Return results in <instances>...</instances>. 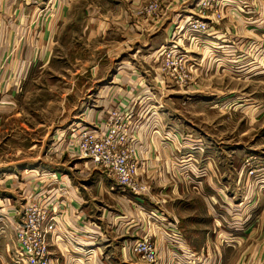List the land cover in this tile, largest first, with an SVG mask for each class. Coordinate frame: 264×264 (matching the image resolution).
Segmentation results:
<instances>
[{
  "label": "rangeland",
  "instance_id": "obj_1",
  "mask_svg": "<svg viewBox=\"0 0 264 264\" xmlns=\"http://www.w3.org/2000/svg\"><path fill=\"white\" fill-rule=\"evenodd\" d=\"M44 1L39 17L30 16L22 24L30 33L17 38L18 50L0 54V182L4 183L9 174L21 179L28 177L30 183L31 177L45 182L40 179L41 174L59 167L69 171L83 160L72 172L90 182L104 177L105 186L113 185L112 177L72 152L71 129L94 126L107 118L113 107L132 108L131 135L138 154L141 127L137 122L143 100L147 96L155 99L161 96L178 114L174 122L194 138H203L206 155L216 161L217 171L226 182L231 179L232 184L215 203L221 220L231 214L229 211L235 204L244 206L249 199L244 191L240 194L242 184L234 185L235 175H243V188L246 177L251 176L257 181L256 187L264 190V17L257 21L260 10L264 14V0H76L61 9L63 14L53 8V0ZM249 9L252 13L247 14ZM246 17L252 18L247 34L228 32L230 22L232 28H245L241 19ZM197 21L205 22L207 29H190ZM218 37L226 38L225 43L235 40L237 59H233L230 67L211 59L210 47ZM15 40L8 39L6 43L11 47ZM172 46L183 50L187 59L182 55L172 59L168 51L162 53ZM20 60L27 65L18 67ZM124 64L138 67L143 75L144 71L151 74L150 80L141 77L137 83L128 85L123 75L128 78L130 68L117 73ZM94 108H106V116L96 118L92 115ZM165 160L162 158L157 173L168 167ZM169 166L173 172L174 167ZM137 177L143 180L145 190L137 193L122 186L121 190L134 193L148 205L161 207L164 211L157 214L159 219H168L164 220L166 223L175 220L180 226V216L195 207L200 212L199 220L204 222L203 229L210 228V202L200 195L182 197L179 191H188L185 181L181 180L182 184L176 178L174 183L156 182L154 166L146 174L139 172ZM12 184L8 186L13 187ZM94 185L89 193L92 205L96 203L95 209H102L104 204L126 211L118 196L105 189L103 195H98L97 182ZM22 187L25 202L38 195L34 194L38 188L30 193L26 185ZM257 198L254 209L260 206L261 209L264 194L258 201ZM25 202L21 210L12 209L17 218L23 213ZM152 214H141L142 234L136 239L144 237ZM198 217H187L190 226ZM252 217L257 231L243 242L216 245L210 241L204 246L203 251L210 246V254L215 250L217 256L213 260L194 256L183 262L178 257L170 260L163 257L155 264H264V245L259 244L264 213L254 211ZM208 234L212 239L211 229L204 231V236ZM160 238L157 230L151 238L159 251ZM130 250L126 256L131 258L123 264H148L132 251L131 245Z\"/></svg>",
  "mask_w": 264,
  "mask_h": 264
},
{
  "label": "crops",
  "instance_id": "obj_2",
  "mask_svg": "<svg viewBox=\"0 0 264 264\" xmlns=\"http://www.w3.org/2000/svg\"><path fill=\"white\" fill-rule=\"evenodd\" d=\"M75 1L53 0L52 5L54 9L56 7L59 10H63L64 6L71 5ZM228 1L232 0H226L225 2ZM43 4H46V1L0 0V54L1 51L10 52L11 50H18L16 45L17 38L19 36H28L30 33L22 24L26 23L30 16L36 15L39 17L40 11L43 10ZM251 9H249L247 14L252 13ZM62 10L63 14L64 11ZM261 17L263 19L264 14L260 10V19H257V21H261ZM241 20L242 23L244 22L245 28L241 26L232 28L230 22L227 27L228 32L238 31L247 34L246 31L251 30L248 26L252 24V18L246 17ZM55 31L56 29L52 30L53 35ZM42 34L46 35L45 31H42ZM217 36H220V34ZM13 38L16 40L11 49L6 41L10 39L12 42ZM225 41L226 38L222 39L218 37L216 44L210 47V54L212 55V61L214 60L225 67H230L234 61L233 59H237L236 53L238 50L234 39L228 43H225ZM140 51L137 50V52ZM245 57H247V54L244 55ZM240 59L242 58H238V60ZM26 65L22 60L18 63V67H25ZM126 67L130 68L128 69L130 70V74L128 73V78L125 75L123 76L124 79H128V85L137 83L141 77L150 80L151 74L144 71L145 75H143L142 70H139L135 66L129 67L124 64L120 66L117 73H121L122 71L125 73ZM113 82L116 81L113 80ZM103 91H105V88ZM115 97L117 98L118 96ZM165 101H163L161 96H157L156 99L153 96L151 105L154 106V111L149 112L146 123L143 124L139 131V138L141 140L138 151L141 164L140 172L146 174L154 166L155 177L153 178L156 182H173L178 178L180 181L183 180L187 183L188 191L183 189L179 191L180 194H183L181 195L182 197H199L198 195H200L204 200L207 198L210 202V204L208 203L210 208L208 210L211 214V223L210 228L206 229H211L213 235L212 239L209 234L204 236V231L206 230L203 229L205 227L204 222L199 220L200 217L198 216L200 212L193 207L188 214L180 216L181 224L180 226L178 225L177 230L179 233H174L172 230H163L160 240H157V245L163 257H167L168 260L178 257V259L184 262L187 258H193L194 256L208 260L212 257L213 260L217 256L215 250L210 254V246H208L209 249L203 251L205 249L204 246L210 241L211 244L216 245L222 242L228 245L231 242L230 245H236V243L232 244V242H238L239 244L248 237H251L253 232L257 231L255 227L257 223L253 222L252 216L254 211L264 213V207L259 209L260 206L254 209V204H256L254 198L258 197V201L259 196L261 197L264 194V190L256 187L257 181L256 179L253 180L251 176L246 177V184L243 188V175H235L234 185L242 184L243 189L241 188L240 194L244 191L249 199L246 200L247 203L244 206L235 204L234 208L229 211L231 214L227 217L225 216V220H221L220 214L217 213L219 209L215 203L225 192L226 188H229L230 184H232L231 179L226 182L222 178V174L217 171L216 161L210 155H206L203 138H194L191 133L182 130L174 122L173 118H177L178 114L173 112ZM94 110L95 112L92 115H96V118L106 116L107 114L106 108H94ZM162 158L166 159L168 167L164 172L159 171L157 173L156 171L160 167ZM173 161L176 162L177 167L174 166ZM83 163L84 161L81 160V162L75 164V167H70L69 171L59 167L48 173L41 174L40 179L45 180V182H41L38 177H31L32 183H30L27 180L29 179L28 177L21 179L19 176H14V174L6 176L4 183L3 181L0 182V186H2L0 188V264H15L13 259L16 246L14 224L18 218L16 217L17 215L14 216L12 209H22L25 202L24 195L22 194V186L24 185L27 186L30 193L38 188L37 192L34 193L35 195L47 191L51 192L54 197L53 193H55V197H61L60 201L62 205H65L63 207L64 213L59 222L58 234L50 236V250L54 259L53 264H112V262L123 264V262L131 258V256L127 258L126 255L127 252L129 254V251H131V242L142 234L141 214H149L150 212L158 214L163 209L154 205H148L145 200L135 196L134 193H128L123 188L121 190V186L113 178V185L105 186L102 179L104 177L95 179L94 182L93 180L90 182L87 178L82 179L78 177V174L72 172V169ZM169 164L174 167L173 172L170 171ZM205 166L207 168L204 171ZM102 172L108 174L104 170ZM108 176L111 177L109 174ZM249 178L252 179L251 183H248ZM38 181L40 184H36ZM12 182L13 187H9L8 185ZM96 182V187L99 188L97 189L98 195H103L102 191L105 189L111 195L118 196L120 203L126 211L124 212L118 207L112 209V206L104 204H101L102 209H95L94 204L96 205V203L92 205V197L89 191L95 187L94 183ZM222 182L226 183L222 185ZM51 189H54L56 192L51 191ZM237 194L238 191H235L233 193L234 197ZM111 215L113 218H111ZM190 216L198 217L196 223L191 226L187 218ZM212 240H215V243ZM259 244L264 245V231L261 233ZM205 252H207L209 257L205 256Z\"/></svg>",
  "mask_w": 264,
  "mask_h": 264
},
{
  "label": "built area",
  "instance_id": "obj_3",
  "mask_svg": "<svg viewBox=\"0 0 264 264\" xmlns=\"http://www.w3.org/2000/svg\"><path fill=\"white\" fill-rule=\"evenodd\" d=\"M206 26L205 22L197 21L190 25V29L204 31L207 29ZM167 51L171 53L172 59H177L178 55H182L184 60L187 59L185 52L176 46L164 48L162 53H167ZM151 101V96L144 98V105L140 108L142 111L140 118L148 119L149 112L154 111V106L150 104ZM132 116V108L124 110L113 107L109 111L108 117L100 120L94 126L71 129V150L85 159L86 163L106 171L119 186L128 187L141 193L145 188L143 180L141 181L137 177L141 164L131 135L134 128ZM140 118L137 124L142 127L147 119L142 121ZM253 172L252 170L251 173ZM51 191L56 192L54 189ZM53 194L54 197L51 192L45 191L35 197L28 198L23 213L18 214L19 217L14 224L16 246L13 259L15 264L54 263L50 250V236L58 234L59 222L62 217L60 212L65 205H62L61 197H55V193ZM153 216L156 217L157 214L153 213L152 220L148 221L144 237L135 239L130 244L132 251L148 264H155L160 258H163L155 242L154 244L151 242L153 233L157 230L161 235L164 229L179 233L175 220L172 222L170 219L172 223L170 221L166 223L164 220L168 219L163 217L164 220H162L158 216L156 218Z\"/></svg>",
  "mask_w": 264,
  "mask_h": 264
}]
</instances>
